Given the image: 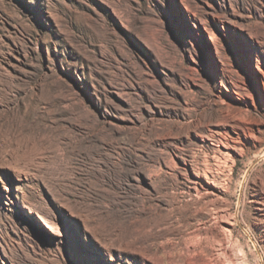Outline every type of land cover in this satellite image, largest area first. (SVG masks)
I'll list each match as a JSON object with an SVG mask.
<instances>
[{"label": "rangeland", "instance_id": "obj_1", "mask_svg": "<svg viewBox=\"0 0 264 264\" xmlns=\"http://www.w3.org/2000/svg\"><path fill=\"white\" fill-rule=\"evenodd\" d=\"M238 50L264 73V0H0V264L216 259L223 219L264 264V137L216 152L224 115L264 118Z\"/></svg>", "mask_w": 264, "mask_h": 264}, {"label": "bare ground", "instance_id": "obj_2", "mask_svg": "<svg viewBox=\"0 0 264 264\" xmlns=\"http://www.w3.org/2000/svg\"><path fill=\"white\" fill-rule=\"evenodd\" d=\"M210 34H211L212 39H216V35L214 32L210 31ZM238 51H239L238 54H240L243 57L244 61L247 63L246 64L247 78L245 79V81H241L238 84L242 85L241 87L246 85V86H251L252 88H255V89L258 88L259 91H262V89H264V73L261 71H260V73H259V71L258 72L256 71L255 66L253 64V61H252V55L249 52H246L243 50H241V51L238 50ZM248 98H250V97H248ZM259 100H260V103H262L264 105V96H263V99H259ZM251 101H252V104H255V101L253 99ZM238 110L242 111L241 109H238ZM225 112H227V111H225ZM239 116L241 117L242 115H239ZM243 118H245V116H243L242 119H237V116H235V118H234V117H231L228 115H224L223 119H222V123L221 122L218 123L219 124L218 130H220L223 133V140L220 139V141H219L220 146L217 147L216 152L218 153V159H220L223 162L227 161L228 159L233 160L235 155H237V154H240V155L243 154L245 147L249 148V146L247 147V145L255 146L257 144V146H258V144L261 143V141H262V137H264V118H263V116H260V117L251 116L250 118H245V119H243ZM250 148H254V147H250ZM222 164L224 165V163H222ZM262 179H264V178H262ZM224 187H225V185H224ZM207 189L210 192L214 191L212 187H207ZM223 190H224V188H223ZM256 190H257V194L259 195L258 198L260 199V200L255 199V202L257 200L256 210H257V213L259 215H262L264 217V182H263V180L258 183ZM214 229H217V231H219L218 233L215 232V236H216L215 238H217L218 243H219L218 245L220 246L218 249L219 251L217 253L219 255L217 257L221 256L222 257L221 259L220 258L217 259V257H216V259H214L215 257L214 258L212 257L213 259L206 258V259H202V260L193 259V258H185V257L181 256L178 252L176 253V251H174V250L163 249L162 256L161 257L159 256V258L156 259L157 263L160 264L161 262H165L166 264H218L219 261H221V262L226 261L227 264H244L245 259L242 255V251H240V253H239L241 256L236 257L235 256L236 254L235 253L233 254V250H232L233 246L231 249V246L228 245V244H230V242L228 243L227 240L225 241V239L227 237L225 232L228 231V227L225 224L224 219H223V222H222V220L216 221ZM210 233L213 234L212 231H210ZM228 237H229V235H228ZM224 242H227L228 244L224 245ZM232 245H234V244H232ZM185 248H188V246H186ZM198 248H199L198 255L199 254L200 255L205 254L207 249L212 250L208 245L207 246L199 245L197 247V249ZM234 248H236V247L234 246ZM240 248H238V249H240ZM239 254H237V255H239Z\"/></svg>", "mask_w": 264, "mask_h": 264}, {"label": "snow or ice", "instance_id": "obj_3", "mask_svg": "<svg viewBox=\"0 0 264 264\" xmlns=\"http://www.w3.org/2000/svg\"><path fill=\"white\" fill-rule=\"evenodd\" d=\"M86 162L88 161L87 157L83 158ZM86 171V165L81 168L80 175L83 176ZM87 184V181H85ZM86 196H91L94 200H99L100 203L103 205L105 203H115V200L113 199L114 194L108 193L107 188H100L96 189L94 187H88L85 191ZM81 243L83 244V250L86 254H96L100 251V248L98 245L92 241L91 237H89L87 240H82ZM104 261L106 264H114L116 253L115 251L112 252V259L108 258L107 253L103 254Z\"/></svg>", "mask_w": 264, "mask_h": 264}]
</instances>
